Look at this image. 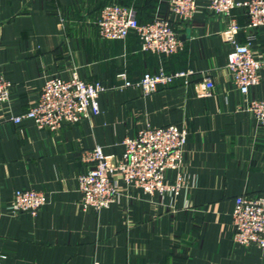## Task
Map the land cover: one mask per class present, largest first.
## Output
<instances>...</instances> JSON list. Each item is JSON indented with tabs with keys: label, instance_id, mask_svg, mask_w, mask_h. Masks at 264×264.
Returning <instances> with one entry per match:
<instances>
[{
	"label": "crops",
	"instance_id": "obj_1",
	"mask_svg": "<svg viewBox=\"0 0 264 264\" xmlns=\"http://www.w3.org/2000/svg\"><path fill=\"white\" fill-rule=\"evenodd\" d=\"M112 2L134 6L145 22L171 17L182 48L166 56L142 50L136 32L102 37L101 9ZM232 13L238 41L250 42L264 61V25L250 26L243 7ZM226 20L204 7L181 22L168 0H0V73L13 84L10 100L0 103L3 264H264V247L234 240L236 197L264 194V126L240 108L244 96L227 66L233 44L223 36ZM162 68L193 73L188 83L179 78L150 94L119 78L126 72L137 81ZM74 69L108 86L98 114L56 131L10 119L31 107L48 77L69 78ZM206 74L215 85L201 97L197 83ZM260 75L252 98H264V66ZM171 123L189 132L185 187L176 198L132 188L108 208H81L83 150L101 145L121 157L126 138ZM167 178L174 182L176 172ZM19 188L46 193L38 215L8 208Z\"/></svg>",
	"mask_w": 264,
	"mask_h": 264
},
{
	"label": "built area",
	"instance_id": "obj_2",
	"mask_svg": "<svg viewBox=\"0 0 264 264\" xmlns=\"http://www.w3.org/2000/svg\"><path fill=\"white\" fill-rule=\"evenodd\" d=\"M168 2L172 15L181 22L191 21L204 7L227 18L223 36L233 44L227 66L244 96L240 108L250 112L264 126V98L249 95L251 88L261 82L260 72L264 61L255 55L250 42L238 41L241 26L232 13L234 8L243 7L250 18V26L260 27L264 25V0ZM99 31L102 37L108 39H122L136 32L142 50L159 55H173L183 46L171 17L157 16L150 21L140 22L134 6L116 2L108 3L101 9ZM192 73L193 70L170 72L162 68L157 73L146 72L137 81L129 80L126 72L120 73L119 78L124 80V86H136L143 93L150 94L179 78H185L188 83ZM12 85L0 73V103L10 100ZM214 85L212 77L204 75L197 83L198 95L210 96ZM107 90L108 86L101 81L81 78L76 69L69 78L52 75L45 81L31 107L22 114L11 115L10 119L15 123L32 119L38 128L56 131L64 124L77 123L98 114V98ZM188 135L186 126L176 123L158 127L147 125L136 136L126 138L121 157L107 154L101 145L83 150L82 159L88 163V169L78 179L82 193L81 208H94L97 211L108 208L132 188H139L162 201L167 197L176 198L185 187L181 168ZM168 170L176 172L174 182L168 180ZM47 201L43 191L19 188L8 208L13 212H27L36 216ZM232 217L236 242L264 247V194L237 196ZM4 258L5 254H0V264H3Z\"/></svg>",
	"mask_w": 264,
	"mask_h": 264
},
{
	"label": "trees",
	"instance_id": "obj_3",
	"mask_svg": "<svg viewBox=\"0 0 264 264\" xmlns=\"http://www.w3.org/2000/svg\"><path fill=\"white\" fill-rule=\"evenodd\" d=\"M138 19H139L140 22H145V21L141 20L139 14H138Z\"/></svg>",
	"mask_w": 264,
	"mask_h": 264
}]
</instances>
